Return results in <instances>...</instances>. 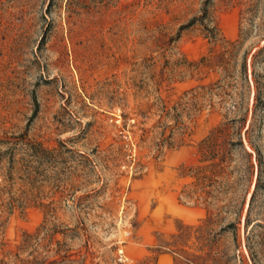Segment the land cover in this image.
<instances>
[{"label":"rangeland","instance_id":"obj_1","mask_svg":"<svg viewBox=\"0 0 264 264\" xmlns=\"http://www.w3.org/2000/svg\"><path fill=\"white\" fill-rule=\"evenodd\" d=\"M118 248L264 264V0H0V264Z\"/></svg>","mask_w":264,"mask_h":264},{"label":"built area","instance_id":"obj_2","mask_svg":"<svg viewBox=\"0 0 264 264\" xmlns=\"http://www.w3.org/2000/svg\"><path fill=\"white\" fill-rule=\"evenodd\" d=\"M116 260L119 264H129L128 258L122 248L117 249Z\"/></svg>","mask_w":264,"mask_h":264},{"label":"trees","instance_id":"obj_3","mask_svg":"<svg viewBox=\"0 0 264 264\" xmlns=\"http://www.w3.org/2000/svg\"><path fill=\"white\" fill-rule=\"evenodd\" d=\"M33 100H34V104H35V108H34V114H35V112L37 111V101H36L35 96H33Z\"/></svg>","mask_w":264,"mask_h":264}]
</instances>
